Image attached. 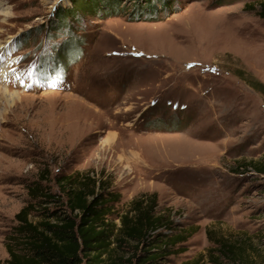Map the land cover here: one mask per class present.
<instances>
[{
  "label": "rangeland",
  "instance_id": "rangeland-1",
  "mask_svg": "<svg viewBox=\"0 0 264 264\" xmlns=\"http://www.w3.org/2000/svg\"><path fill=\"white\" fill-rule=\"evenodd\" d=\"M79 1L0 0V89L20 97L0 95V264L28 185L57 192L76 171L120 195L110 221L138 195L155 201L156 264H264L261 0H98L65 15Z\"/></svg>",
  "mask_w": 264,
  "mask_h": 264
},
{
  "label": "trees",
  "instance_id": "trees-1",
  "mask_svg": "<svg viewBox=\"0 0 264 264\" xmlns=\"http://www.w3.org/2000/svg\"><path fill=\"white\" fill-rule=\"evenodd\" d=\"M96 2H75V12L70 10L65 15L79 17L98 8ZM260 6L264 17V0ZM113 8L111 12L118 9ZM57 13L63 23L62 14ZM102 175L82 171L61 174L55 178L57 192L43 184L42 178L33 180L27 187L29 201L14 214L17 224L5 244L9 256L5 264H130L132 260L134 264H156L163 258L164 248L144 250L162 242L154 237L164 226V216L155 214V201L138 195L118 214V223L110 221L120 195ZM217 245L221 257L231 262L240 260L239 245L225 241Z\"/></svg>",
  "mask_w": 264,
  "mask_h": 264
},
{
  "label": "bare ground",
  "instance_id": "bare-ground-1",
  "mask_svg": "<svg viewBox=\"0 0 264 264\" xmlns=\"http://www.w3.org/2000/svg\"><path fill=\"white\" fill-rule=\"evenodd\" d=\"M4 73H0V76H3ZM0 95L5 98L6 104L11 105L16 102V99L19 97V92L17 91H9L6 88L0 89ZM14 105V104H13ZM110 137V136H109ZM112 139V137H111Z\"/></svg>",
  "mask_w": 264,
  "mask_h": 264
},
{
  "label": "snow or ice",
  "instance_id": "snow-or-ice-1",
  "mask_svg": "<svg viewBox=\"0 0 264 264\" xmlns=\"http://www.w3.org/2000/svg\"><path fill=\"white\" fill-rule=\"evenodd\" d=\"M0 59H3V56H0Z\"/></svg>",
  "mask_w": 264,
  "mask_h": 264
}]
</instances>
